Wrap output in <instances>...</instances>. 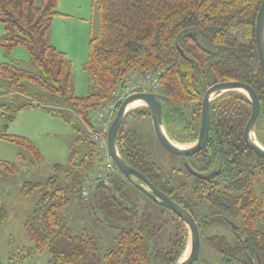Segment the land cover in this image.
<instances>
[{"label": "trees", "instance_id": "16d2710c", "mask_svg": "<svg viewBox=\"0 0 264 264\" xmlns=\"http://www.w3.org/2000/svg\"><path fill=\"white\" fill-rule=\"evenodd\" d=\"M95 2L99 7L100 24L98 33L90 39L84 69L97 85V91L78 96L72 79V61L50 39L54 17L60 14L59 0H0V21L6 27V32L0 36V46L8 49L25 46L35 67L30 71L14 63L1 62L0 77L9 81L7 93L26 95V82L40 85L53 97L64 101L88 125L86 139L90 148L78 155L72 154L71 165L64 171L67 188L61 187L57 175L46 185L24 184L25 196L40 191L43 186L51 192L43 196L34 214L26 220V231L33 246L19 263L48 250V264H177L188 246L189 231L175 213L178 226L168 249L156 246L155 240L162 226L155 224L152 216L145 215L138 229L123 228L117 249L102 253L95 237L71 235L55 210L70 203L66 189L71 190L79 201H84L83 188L100 168L97 165L93 170L95 164L103 159L93 140L94 125L90 113L114 98L113 93L129 79L159 74L156 93L163 96L160 100L164 128L170 139L189 136L191 142L199 136L206 90L222 81L248 83L260 98L261 111L254 135L264 144V75L256 41V22L262 0ZM136 73L139 75L135 77ZM26 106L0 104V111L12 114L9 116L11 121L13 114ZM210 112L207 143L194 157L200 158L202 166L204 163L214 169L225 166V178H234L232 184L242 194L234 204L231 201L235 196L225 200L232 208L236 205L243 226L233 233L235 237L201 232L203 245L216 251L218 264H264V158L252 151L244 139L252 103L242 92L225 91L212 100ZM134 115L151 116L149 108L142 106L129 111L125 119ZM123 124L117 135L122 157L190 211L187 179L190 175L186 168L179 172L173 165L172 169L186 179L177 185L171 183L168 180L170 173L161 172L150 160L151 153L138 141V131L123 127ZM0 138L24 147L36 159L40 157V151L28 137L1 133ZM185 160L189 161L190 156ZM56 168L62 169L60 164ZM16 171L15 162H0V178L9 177ZM107 179L108 185H99L95 189L90 204L104 221H124L125 212L134 211L124 203L128 180L116 173ZM256 185L260 186L258 195ZM198 199L202 200L203 196ZM48 200L52 202L49 207L46 205ZM201 256L194 264H204Z\"/></svg>", "mask_w": 264, "mask_h": 264}, {"label": "rangeland", "instance_id": "374dc122", "mask_svg": "<svg viewBox=\"0 0 264 264\" xmlns=\"http://www.w3.org/2000/svg\"><path fill=\"white\" fill-rule=\"evenodd\" d=\"M58 11L60 14L54 17L50 31L51 41L72 61V79L76 95L87 96L97 91V85L91 81L84 64L88 59L90 39L99 29L98 4L95 0H59ZM5 28L4 23L0 21V36L6 32ZM1 62L14 63L30 71L35 70L30 52L22 45L11 49L0 46ZM138 75L139 73H136L134 76ZM8 84L7 79L0 77V104L27 106L14 113L11 121L9 116L12 114L0 111V134L28 137L40 151V157L36 159L24 147L0 138V162L10 161L17 165L14 174L0 178V257L2 264H20V259L22 260L23 255L33 246L26 231V220L34 214L43 196L51 192L43 186L40 191L25 196L24 184L37 182L46 185L51 177L57 175L61 180V187L67 188L64 171L71 165L72 154L78 155L90 148L86 139L88 125L73 109L65 105L64 101L53 97L43 87L32 82L25 83L28 94L14 92L10 95L7 93ZM142 106H146L144 102L137 103L128 112ZM123 127H133L138 131V141L151 153L150 160L157 164L161 172L170 173L171 178L168 180L171 183L177 185L186 179L172 169V163L178 160V156L162 147L156 137L151 116L128 117ZM173 141L181 147L192 145L189 136ZM256 141L264 147L262 142L257 139ZM96 153L98 154V150ZM94 156L98 160L97 155ZM57 164H60L62 169H57ZM103 164L102 159V162L95 164L93 170L97 165L101 167ZM66 195L71 201L55 210L58 217L68 227L71 235L88 234L95 237L102 253L117 249L123 228L138 229L145 215L152 216L155 224L162 226L155 240L159 248L168 249L176 234L178 218L173 212L158 204L130 180L124 188V203L134 211L127 210L125 220L120 222L104 221L101 214L93 209L90 201H79L71 190L66 189ZM51 203L48 200L47 207ZM189 248L190 245L180 261L184 260ZM211 253L204 245L203 257L217 260L218 254L212 253V256H209ZM48 261L49 251L46 250L34 257L24 258L23 264H48Z\"/></svg>", "mask_w": 264, "mask_h": 264}, {"label": "water", "instance_id": "95a60500", "mask_svg": "<svg viewBox=\"0 0 264 264\" xmlns=\"http://www.w3.org/2000/svg\"><path fill=\"white\" fill-rule=\"evenodd\" d=\"M256 41L257 48L259 52L260 64L262 68V72L264 75V0H262L259 13L257 16L256 22ZM184 54V51H182ZM120 88L116 90V98H118L120 93ZM243 90L242 93L247 95L252 103V113L251 116L245 126L244 130V139L247 146L254 151L257 155L264 158V147L261 146L255 139V126L256 122L259 118L261 111V102L260 98L255 91V89L249 85L248 83L241 81H222L217 82L211 85L205 92V95L202 99L201 106V125L199 130L198 139L193 142L192 145L188 147H181L174 143L172 139L168 136L163 122V107L161 98L156 92H137L125 98L119 105L118 110L116 112L115 117L112 119L108 134H107V142H108V150L110 155L112 156L115 164L119 168L120 172L126 177L127 180H130L142 190L146 194H148L151 198H153L158 204L170 209L173 213H175L186 225L189 231V240L188 245H190V252L188 256L179 261L177 264H194L201 252V236L198 225L195 221V218L190 213L188 209H186L179 202L172 199L167 193L160 190L157 186H155L150 179L143 174L141 171L132 167L120 154L117 145V135L118 132L125 120V117L128 113L127 106L138 100L144 101V104L149 108L150 114L153 121V127L156 134V137L163 148H165L170 153H173L177 156L187 157L193 155L195 153L200 152L207 143L209 132H210V109L212 100L225 91L230 90ZM216 93V95L212 98V95ZM187 168L193 172L189 165L186 164ZM195 175L202 177L201 175L193 172ZM108 179L104 178L97 181L91 189L90 201L93 200V195L95 189L99 185H108Z\"/></svg>", "mask_w": 264, "mask_h": 264}, {"label": "flooded vegetation", "instance_id": "af4514ba", "mask_svg": "<svg viewBox=\"0 0 264 264\" xmlns=\"http://www.w3.org/2000/svg\"><path fill=\"white\" fill-rule=\"evenodd\" d=\"M185 159L186 157L184 158L178 156V160L172 163V166L174 165V168L179 172L183 171V168H186L190 175L189 177L187 176L190 186V213L195 218L200 231V236L201 232H204L206 235L220 233L221 235L234 236L233 233L240 231L243 226V220L241 215L236 211V205L232 208V206H229L225 200L228 196H235V199L231 201V203L234 204L236 203V198L240 197L242 194V191L233 186L232 181L234 178H225L227 174L225 166L218 169L210 168L207 163H204L202 166L201 164L203 162H201L200 158H195L194 154L190 155L189 161H186ZM186 164L189 165L193 172L201 175L202 177L191 172L187 168ZM119 174L122 178H126L121 173ZM212 188H214V190H212ZM167 190H170V187H168ZM258 193H260V186L256 185V194L258 195ZM200 196H203L202 200L198 199ZM205 196L209 197L206 198ZM203 246L204 245L201 239L200 255H203ZM206 247L210 252L216 255V251L214 249L208 246ZM212 253L209 256H212ZM200 255L197 261L199 260ZM203 259L204 264L219 263L217 260H213L211 258L209 259L203 257Z\"/></svg>", "mask_w": 264, "mask_h": 264}, {"label": "built area", "instance_id": "2783aa9c", "mask_svg": "<svg viewBox=\"0 0 264 264\" xmlns=\"http://www.w3.org/2000/svg\"><path fill=\"white\" fill-rule=\"evenodd\" d=\"M158 88L159 74L147 75L138 79H129L121 86L118 98L115 97L116 92H114V98L91 111L90 118L94 122L93 140L102 152L104 164L89 177L84 186L83 198L85 200L90 199L93 184L118 172V167L108 150L107 134L109 125L116 115L120 102L137 92H154Z\"/></svg>", "mask_w": 264, "mask_h": 264}, {"label": "bare ground", "instance_id": "6f19581e", "mask_svg": "<svg viewBox=\"0 0 264 264\" xmlns=\"http://www.w3.org/2000/svg\"><path fill=\"white\" fill-rule=\"evenodd\" d=\"M240 91L241 92H243V90H241L240 89ZM216 95V93H214L213 95H212V98L214 97ZM144 101H142V100H138V101H134V102H132V103H130L128 106H127V109L129 110L132 106H134L135 104H137V103H143ZM189 252H190V248H189ZM189 252H188V254H189ZM188 254L186 255V257L188 256ZM185 257V258H186ZM184 258V259H185Z\"/></svg>", "mask_w": 264, "mask_h": 264}, {"label": "crops", "instance_id": "0c3cea01", "mask_svg": "<svg viewBox=\"0 0 264 264\" xmlns=\"http://www.w3.org/2000/svg\"><path fill=\"white\" fill-rule=\"evenodd\" d=\"M51 39V38H50Z\"/></svg>", "mask_w": 264, "mask_h": 264}]
</instances>
